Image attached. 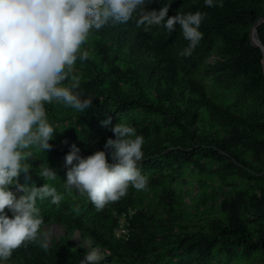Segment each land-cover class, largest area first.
<instances>
[{
	"label": "trees",
	"instance_id": "trees-1",
	"mask_svg": "<svg viewBox=\"0 0 264 264\" xmlns=\"http://www.w3.org/2000/svg\"><path fill=\"white\" fill-rule=\"evenodd\" d=\"M167 3L165 19L204 14L202 39L188 56L180 55L189 41L178 24L172 32L145 29L134 14L90 30L81 46L89 57L77 59L73 71L81 77L75 91L92 104L80 112L45 103L55 128L51 148L31 149L29 179L17 178L54 187L62 199H37V238L5 264H79L92 248L103 256L99 264H264V70L261 49L250 41L259 22L264 47V0H214L211 7L148 0L145 10ZM119 122L144 138L137 167L147 184L129 186L98 210L86 195L65 190L64 156L73 143L82 156L104 150ZM44 167L56 177L39 176ZM45 226L62 234L42 247Z\"/></svg>",
	"mask_w": 264,
	"mask_h": 264
},
{
	"label": "clouds",
	"instance_id": "clouds-1",
	"mask_svg": "<svg viewBox=\"0 0 264 264\" xmlns=\"http://www.w3.org/2000/svg\"><path fill=\"white\" fill-rule=\"evenodd\" d=\"M148 0H0V264L26 241H33L43 224L37 199L51 198L58 204L62 195L43 184H20L29 179L31 149L51 148L55 128L49 122L45 103L56 101L83 112L92 99L78 91L81 77L74 73L77 59H88L82 49L90 30L109 23H126L136 16L137 27L162 25L169 32L178 24L189 41L180 55L188 56L202 39L199 26L204 14L177 13L165 19L168 4L145 10ZM211 7L214 0H204ZM111 123L108 117L103 126ZM103 149L82 156L75 143L64 156V188L86 195L99 210L125 195L129 186L141 190L147 177L137 167L143 158L144 138L134 127L119 122L111 127ZM107 152V158H106ZM39 176L55 178L49 167ZM14 186L16 191L10 190ZM7 210V211H6ZM9 213L11 214L9 216ZM47 241L41 240V246ZM103 256L89 250L79 264H99Z\"/></svg>",
	"mask_w": 264,
	"mask_h": 264
},
{
	"label": "rangeland",
	"instance_id": "rangeland-1",
	"mask_svg": "<svg viewBox=\"0 0 264 264\" xmlns=\"http://www.w3.org/2000/svg\"><path fill=\"white\" fill-rule=\"evenodd\" d=\"M43 232H44L47 244L50 243L51 239H53V238L56 239L62 234V231L59 228H57L56 226H45V227H43ZM117 234H118V231L116 232V235Z\"/></svg>",
	"mask_w": 264,
	"mask_h": 264
},
{
	"label": "water",
	"instance_id": "water-1",
	"mask_svg": "<svg viewBox=\"0 0 264 264\" xmlns=\"http://www.w3.org/2000/svg\"><path fill=\"white\" fill-rule=\"evenodd\" d=\"M258 23L259 22H256L255 25L252 28V31L250 33V41H251V44L253 46L260 47V49H261L262 56H263L262 57V67H263V70H264V47L260 43V40H259L258 35H257V31H256V27H257Z\"/></svg>",
	"mask_w": 264,
	"mask_h": 264
},
{
	"label": "built area",
	"instance_id": "built-area-1",
	"mask_svg": "<svg viewBox=\"0 0 264 264\" xmlns=\"http://www.w3.org/2000/svg\"><path fill=\"white\" fill-rule=\"evenodd\" d=\"M119 235H121V236H123V237H126L127 236V230H125L124 228H121L120 229V234Z\"/></svg>",
	"mask_w": 264,
	"mask_h": 264
},
{
	"label": "bare ground",
	"instance_id": "bare-ground-1",
	"mask_svg": "<svg viewBox=\"0 0 264 264\" xmlns=\"http://www.w3.org/2000/svg\"><path fill=\"white\" fill-rule=\"evenodd\" d=\"M12 191H14V192H16V194H17V191L14 189V190H12ZM18 195V194H17Z\"/></svg>",
	"mask_w": 264,
	"mask_h": 264
}]
</instances>
